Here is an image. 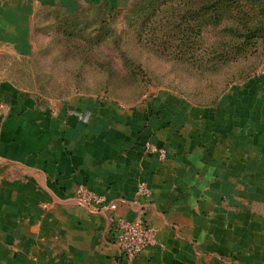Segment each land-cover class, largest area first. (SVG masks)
Wrapping results in <instances>:
<instances>
[{
  "label": "crops",
  "instance_id": "1",
  "mask_svg": "<svg viewBox=\"0 0 264 264\" xmlns=\"http://www.w3.org/2000/svg\"><path fill=\"white\" fill-rule=\"evenodd\" d=\"M97 1L0 0V50L28 46L35 5ZM118 217L155 231L128 264H264V79L216 105L164 90L125 106L42 104L0 77V264H126Z\"/></svg>",
  "mask_w": 264,
  "mask_h": 264
},
{
  "label": "rangeland",
  "instance_id": "2",
  "mask_svg": "<svg viewBox=\"0 0 264 264\" xmlns=\"http://www.w3.org/2000/svg\"><path fill=\"white\" fill-rule=\"evenodd\" d=\"M201 1L132 0L115 9L101 0L73 13L37 4L28 46L0 50V77L48 105L98 98L133 106L164 90L213 103L262 73L264 48L224 54L222 28L203 30L197 20Z\"/></svg>",
  "mask_w": 264,
  "mask_h": 264
},
{
  "label": "trees",
  "instance_id": "3",
  "mask_svg": "<svg viewBox=\"0 0 264 264\" xmlns=\"http://www.w3.org/2000/svg\"><path fill=\"white\" fill-rule=\"evenodd\" d=\"M200 3L202 5L195 8L194 13L201 29L222 28L221 33L229 40L224 43V54L234 51L245 56L252 51L258 52L260 47L264 48V0H202ZM218 56L221 61L225 58ZM228 89L213 103L191 102L199 106L216 105Z\"/></svg>",
  "mask_w": 264,
  "mask_h": 264
},
{
  "label": "built area",
  "instance_id": "4",
  "mask_svg": "<svg viewBox=\"0 0 264 264\" xmlns=\"http://www.w3.org/2000/svg\"><path fill=\"white\" fill-rule=\"evenodd\" d=\"M264 79V70L259 75ZM146 150L149 152H156L157 147L152 144L146 145ZM163 156V151H161ZM82 199H85V189L79 190ZM95 203H104L103 197H95ZM109 208L116 209V205L110 203ZM115 244L120 249L124 262L126 264L137 258L147 247L151 246L155 242V231L143 220L129 221L124 217L117 218V228L114 230Z\"/></svg>",
  "mask_w": 264,
  "mask_h": 264
}]
</instances>
